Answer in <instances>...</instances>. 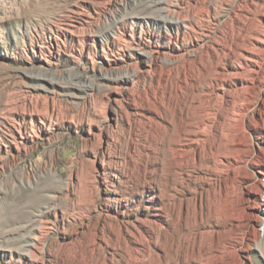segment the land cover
<instances>
[{"label": "rangeland", "instance_id": "rangeland-1", "mask_svg": "<svg viewBox=\"0 0 264 264\" xmlns=\"http://www.w3.org/2000/svg\"><path fill=\"white\" fill-rule=\"evenodd\" d=\"M129 1L0 0V264H134L124 258L114 232L120 220L145 213L158 185L175 200L173 235L164 239L161 232L159 240L168 256L178 250L170 264H264V90L241 101L251 120L248 160L225 176L226 187L206 162L172 165L163 152H151L146 104L157 105L164 77H175L181 66L174 51L162 53L174 26L162 24L160 10L144 6L145 0L127 6ZM241 1L163 5L189 20L200 14L197 35L189 36L195 41L191 55L218 35ZM207 8L209 18L202 16ZM66 22L77 25L74 37L56 45V26ZM141 52L151 53L148 62ZM112 69L125 79L101 77ZM128 95L142 112L139 118ZM27 133L33 138L23 139L19 151L5 150ZM109 163L131 175L125 184L131 199L119 207L129 216L114 218L102 190ZM203 227L219 230L220 252L200 257L191 247L211 238L198 240L195 232Z\"/></svg>", "mask_w": 264, "mask_h": 264}, {"label": "bare ground", "instance_id": "bare-ground-1", "mask_svg": "<svg viewBox=\"0 0 264 264\" xmlns=\"http://www.w3.org/2000/svg\"><path fill=\"white\" fill-rule=\"evenodd\" d=\"M130 1L126 4L127 6L140 4L142 0ZM142 4L148 8H158L160 13L157 19L164 25L174 26L175 32L168 34L162 53L174 51L175 60L181 66L180 71H174H177L174 73L175 77H164V87L159 90L157 105L151 107L146 104V109L149 111L145 117L149 131L147 146L151 152H163L172 165L196 161L206 162L210 170L219 177L220 184L224 183L225 186V176L228 173L234 175L238 165L248 160L246 128L251 125V120L248 121L246 118L247 108L241 104V101L243 103V98L249 92L256 89L264 90V0H242L239 4L237 3L218 35L211 38L197 53L192 52L191 55H189V48L195 44V41L189 36L194 32L196 34L197 30L194 26L200 19V14L199 16L197 14V18L189 20L177 9L170 11L168 6L163 5L164 0L154 2L145 0ZM209 9L202 11L203 17L211 13L208 12ZM122 10H126V6H123ZM192 12L196 14V10ZM122 16L121 13L117 20H123L124 16ZM75 25L72 22H66L56 26L55 44L62 42L66 37L73 38L74 28L77 27ZM114 35L111 34V37L115 40ZM76 39L80 41L78 37ZM141 54L145 55V61L148 62L151 53L141 52ZM43 61L47 62L46 59ZM185 61L188 63L184 64ZM101 77L121 81L126 75L112 69L101 73ZM79 84L89 86L85 82ZM112 91L119 94V87L115 86ZM114 99L119 106L123 104L118 96ZM126 99L133 108V114L137 117L142 116V112H139L138 105L130 95ZM239 100L240 103L237 102ZM38 117L41 119L40 114ZM117 117L115 113V120ZM15 138H12L11 145H5L6 151L9 149L19 151L23 139L31 140L33 135L29 133L20 135L18 141ZM101 164L105 166L104 161ZM134 164L132 162L129 166L127 165L131 173H133ZM112 165L107 164V179L103 182L102 190L106 195L107 203L113 206L115 212L113 217L117 219L120 214L122 217L129 216L126 210L119 211V207L122 204L125 207L128 206L127 201L131 199L132 193L125 188L127 181L131 180V175L125 170L121 172L117 164ZM262 174L264 176V173ZM170 193L164 186L158 185L153 188V194L148 196V200L146 199L147 204L143 206L145 210L143 215L133 213L132 219L120 220L121 223H118L119 231L116 233L115 230L114 233L118 245L125 251L126 260L134 264H170L178 260L176 247L172 246V254L168 256V251L164 249L166 247L159 245L161 232L164 239L169 234L173 235L171 218H174L172 216L175 200ZM262 205L264 206V197ZM138 207L139 205L134 209ZM216 229L203 227L195 232L199 237L198 240L205 235L211 237L210 242H204V245L201 239L196 243L193 242L191 247L197 250L200 257L218 253L224 247L219 236L217 237L219 230Z\"/></svg>", "mask_w": 264, "mask_h": 264}]
</instances>
